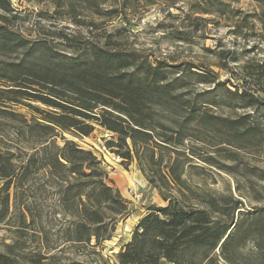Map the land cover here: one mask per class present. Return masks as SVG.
I'll use <instances>...</instances> for the list:
<instances>
[{
	"label": "trees",
	"instance_id": "trees-1",
	"mask_svg": "<svg viewBox=\"0 0 264 264\" xmlns=\"http://www.w3.org/2000/svg\"><path fill=\"white\" fill-rule=\"evenodd\" d=\"M81 1L97 7L96 0ZM258 2L257 18L264 23V0ZM14 11L10 0H0V51L18 53L0 65V118L17 122L14 126L27 135L25 140L40 145L22 171L41 160L39 170L46 169L61 182L62 203L75 204L77 220L69 240L99 243L108 239L116 219L129 214V202L105 181L106 172L97 156L61 136L64 132L87 137L100 127L109 133L105 147L122 163L136 160L142 171L145 155L147 164L162 162L161 151L169 150L174 157L168 175L178 182H182L180 148L190 130H215L225 134L224 142L238 146L264 137V56L241 65L239 82L220 80L205 65L150 61L111 39L99 44L59 33L64 40L61 48L47 39H28L13 28L19 18ZM216 54L223 60L230 52ZM218 66L225 68L226 63ZM194 81L212 87L192 95ZM223 102L250 108L255 114L224 117L211 112L209 104ZM13 105L25 106L32 114L30 120L5 109ZM166 118H171L172 126ZM58 135L62 145L55 141ZM19 175L11 160L0 154V179L4 180L0 221L8 210L7 191ZM166 180L163 176L162 183ZM163 199L165 205H149L138 215L129 239L111 264H214L218 257L227 264H252L235 261L239 247L248 241L261 259L259 264H264V204L235 218L239 201L228 204L224 199L220 204L218 199H203L188 204L173 196ZM0 264L16 262L0 252Z\"/></svg>",
	"mask_w": 264,
	"mask_h": 264
},
{
	"label": "rangeland",
	"instance_id": "rangeland-1",
	"mask_svg": "<svg viewBox=\"0 0 264 264\" xmlns=\"http://www.w3.org/2000/svg\"><path fill=\"white\" fill-rule=\"evenodd\" d=\"M10 2L15 9L13 13L19 17L13 28L28 39H47L59 48L64 41L59 33L99 44L111 39L150 61L202 64L220 80L232 82H239L236 78L243 76L241 65L264 56V23L257 18L261 10L258 0H96L97 7L86 6L81 0ZM219 7L222 10H217ZM219 51L230 54L220 60L216 54ZM17 54L0 51V65L14 60ZM231 57L236 60L232 61ZM222 61L226 63L225 68L218 66ZM211 87L194 81L191 93ZM209 107L212 113L224 117L255 114L250 108L224 102L217 106L209 104ZM5 109L21 113L25 119L32 117L22 105ZM166 120L172 126L171 118ZM16 123L0 118V154L8 157L20 174L7 191L8 210L0 221V252L13 256L16 264L114 263L138 215L145 213L149 205H165L164 196L177 197L188 204L203 199H218L220 204L224 199L228 204L239 201L235 218L242 211L264 204V137L238 146L235 142H224V133L202 128L190 130V137L180 148L182 182H178L168 175V166L174 157L169 150L161 151L162 162L147 164L145 155L142 171L136 160L122 163L116 155L101 148L100 143L109 137L102 128L95 127L87 137L69 131L61 136L99 155L97 159L106 172L105 181L129 202V214L116 219L108 239L99 243L93 239L88 243L74 242L69 240V231L77 220L72 209L75 204L62 203L61 182L46 169L39 170L41 160L22 171L28 156L40 145L27 142V135L17 131ZM55 141L62 145L60 135ZM163 176H167L164 184ZM3 182L0 179V187ZM130 187L138 198L131 199L127 191ZM3 210L0 204V213ZM236 255V263L261 261L250 241L240 246ZM214 262L227 264L220 257Z\"/></svg>",
	"mask_w": 264,
	"mask_h": 264
},
{
	"label": "built area",
	"instance_id": "built-area-1",
	"mask_svg": "<svg viewBox=\"0 0 264 264\" xmlns=\"http://www.w3.org/2000/svg\"><path fill=\"white\" fill-rule=\"evenodd\" d=\"M109 138V137H108ZM100 146H101V148L103 149V150H105V151H109L106 147H105V145H104V142L102 143H100ZM115 156V155H114ZM97 158H100V156L98 155L97 156ZM116 158H118V156H116ZM101 161V160H100ZM128 194L130 195V197H131V199L132 200H134V198H138V196L136 195V193L134 192V190L130 187V188H128Z\"/></svg>",
	"mask_w": 264,
	"mask_h": 264
}]
</instances>
